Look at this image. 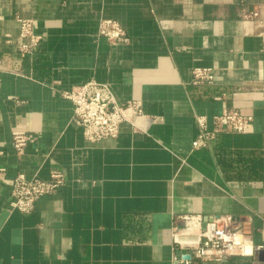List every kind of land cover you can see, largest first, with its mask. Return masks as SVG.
I'll return each instance as SVG.
<instances>
[{
  "label": "crops",
  "instance_id": "0c3cea01",
  "mask_svg": "<svg viewBox=\"0 0 264 264\" xmlns=\"http://www.w3.org/2000/svg\"><path fill=\"white\" fill-rule=\"evenodd\" d=\"M256 7L258 22L242 16ZM16 15L40 36L30 53ZM102 17L127 40L100 35ZM192 66L217 68V82L189 83ZM89 79L139 105L114 138L88 141L72 121L62 91ZM223 106L252 114L251 129L193 149L195 115L212 127ZM14 130L31 136L20 152ZM0 150L6 176L65 174L29 212L10 210L2 185L0 264H172L180 214L229 215L260 246L204 264H264V0H0Z\"/></svg>",
  "mask_w": 264,
  "mask_h": 264
},
{
  "label": "built area",
  "instance_id": "2783aa9c",
  "mask_svg": "<svg viewBox=\"0 0 264 264\" xmlns=\"http://www.w3.org/2000/svg\"><path fill=\"white\" fill-rule=\"evenodd\" d=\"M242 16L258 22L260 9L256 7L250 11L245 10ZM15 19L20 37L19 51L22 54L30 53L38 45L40 36L33 32L31 19L18 15ZM98 33L111 44L127 40L123 25L112 17L100 18ZM217 73L218 69L212 66H192L189 83L199 86L214 84L217 82ZM246 88L244 83H236L231 86V93L236 94ZM62 95L72 102V121L82 127L84 138L91 142L116 137L121 122L127 120L126 107L130 106L137 112L140 110L135 100L131 103L118 102L110 82L95 79H89L69 90H64ZM224 95L222 92L215 98L223 99ZM252 120V114L229 106H223L221 113L214 117L212 127L205 114H196L197 134L191 146L193 149L207 147L220 131L248 132ZM133 126L138 129L134 123ZM30 139L31 136L24 130H14L11 145L16 152H20ZM5 171L6 167L1 165L0 188L2 185L8 186L10 210L29 212L39 197L55 192L65 181V174L59 168L52 169L48 178L22 171L13 176H6ZM175 221L171 228V244L182 252L179 255H172V264H204L208 260H223L235 255L249 256L253 254L255 247H260L252 243L250 236L243 231L240 221L229 215L208 220L201 214H180L175 217ZM191 223L197 226V231L183 232L182 230Z\"/></svg>",
  "mask_w": 264,
  "mask_h": 264
},
{
  "label": "bare ground",
  "instance_id": "6f19581e",
  "mask_svg": "<svg viewBox=\"0 0 264 264\" xmlns=\"http://www.w3.org/2000/svg\"><path fill=\"white\" fill-rule=\"evenodd\" d=\"M182 231L183 232H196L197 226H195L191 223L190 226H188L186 229H183Z\"/></svg>",
  "mask_w": 264,
  "mask_h": 264
},
{
  "label": "water",
  "instance_id": "95a60500",
  "mask_svg": "<svg viewBox=\"0 0 264 264\" xmlns=\"http://www.w3.org/2000/svg\"><path fill=\"white\" fill-rule=\"evenodd\" d=\"M205 219H207V218H205ZM205 226V222L203 223V227Z\"/></svg>",
  "mask_w": 264,
  "mask_h": 264
}]
</instances>
